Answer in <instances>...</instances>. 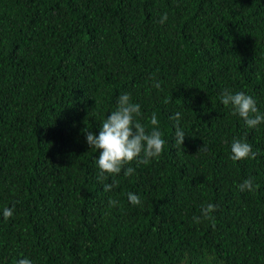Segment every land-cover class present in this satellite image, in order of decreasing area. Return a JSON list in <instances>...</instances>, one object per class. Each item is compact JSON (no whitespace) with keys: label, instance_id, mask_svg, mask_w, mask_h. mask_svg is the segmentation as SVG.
<instances>
[{"label":"trees","instance_id":"1","mask_svg":"<svg viewBox=\"0 0 264 264\" xmlns=\"http://www.w3.org/2000/svg\"><path fill=\"white\" fill-rule=\"evenodd\" d=\"M224 89L264 113V0H0V264H264V123ZM125 92L166 144L105 192L85 131ZM234 138L257 157L233 161Z\"/></svg>","mask_w":264,"mask_h":264},{"label":"clouds","instance_id":"2","mask_svg":"<svg viewBox=\"0 0 264 264\" xmlns=\"http://www.w3.org/2000/svg\"><path fill=\"white\" fill-rule=\"evenodd\" d=\"M167 13H164L159 23L163 24L167 21ZM162 81L154 83L156 89H161ZM220 100L223 105L230 106L232 115H238L245 122L248 128H257L264 123V113L260 112L257 107V101L245 92L233 93L229 89H224L220 95ZM141 105L132 100L131 93H122L117 98V105L110 115L102 121L99 133L94 131H85L86 141L91 149L98 151V159L96 161L99 175L98 181L103 184L104 191L110 192L114 187L119 185L118 180H113L112 183H105L108 177L119 175L122 170L125 176H132L136 169L126 167L133 162L137 166L149 164L152 159L159 158L164 151L166 140L163 138V133L159 130V121L155 112L149 118L150 129L142 120ZM176 121V144L183 145L185 140V132L180 127L181 113L175 112L171 117ZM204 145L200 151H206ZM258 153L252 150V145L247 142L246 138H234L231 143V156L233 161L245 159H255ZM240 191H254V181L252 178L245 179L239 184ZM128 200L133 205H142L141 198L134 194L128 193ZM119 204L118 200L109 199V208L116 207ZM217 210L215 204H207L201 208V213L204 219L213 220L211 213ZM14 213V208L4 207L2 215L5 220L11 218ZM195 223L201 222V217H193ZM214 226V225H213ZM16 264H33L28 258H20Z\"/></svg>","mask_w":264,"mask_h":264}]
</instances>
